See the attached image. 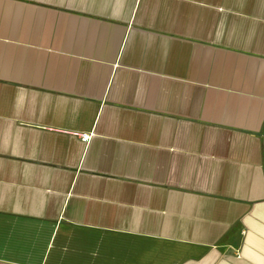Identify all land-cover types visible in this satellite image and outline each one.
<instances>
[{
  "label": "crops",
  "instance_id": "1",
  "mask_svg": "<svg viewBox=\"0 0 264 264\" xmlns=\"http://www.w3.org/2000/svg\"><path fill=\"white\" fill-rule=\"evenodd\" d=\"M264 0H0V264H264Z\"/></svg>",
  "mask_w": 264,
  "mask_h": 264
},
{
  "label": "water",
  "instance_id": "2",
  "mask_svg": "<svg viewBox=\"0 0 264 264\" xmlns=\"http://www.w3.org/2000/svg\"><path fill=\"white\" fill-rule=\"evenodd\" d=\"M263 144H264V138H263Z\"/></svg>",
  "mask_w": 264,
  "mask_h": 264
}]
</instances>
